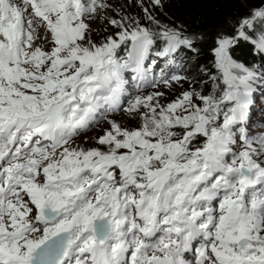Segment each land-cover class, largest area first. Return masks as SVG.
Instances as JSON below:
<instances>
[{"label":"snow or ice","instance_id":"1","mask_svg":"<svg viewBox=\"0 0 264 264\" xmlns=\"http://www.w3.org/2000/svg\"><path fill=\"white\" fill-rule=\"evenodd\" d=\"M129 3L148 26L102 15L107 0H0V264H264V132L246 126L264 65L232 51L244 40L264 54V0L217 32L206 95L172 70L204 34L158 20L163 0ZM97 19L118 31L93 42ZM152 55L168 70L155 75ZM126 69L190 88L124 106ZM117 111L137 126L107 120L96 146L73 145Z\"/></svg>","mask_w":264,"mask_h":264},{"label":"trees","instance_id":"2","mask_svg":"<svg viewBox=\"0 0 264 264\" xmlns=\"http://www.w3.org/2000/svg\"><path fill=\"white\" fill-rule=\"evenodd\" d=\"M260 0H164L163 9L158 11L157 18L170 26H183L188 32L203 33L205 39L197 43L198 52H190L191 63L196 69L192 87L201 94L213 91L214 82L209 75L219 76L213 67L212 47L217 32L223 30L231 33L236 23L252 7L258 6ZM231 20V23L228 21ZM233 58L249 65L257 66L261 55L252 53V45L244 40L237 41L232 49ZM205 71H201V69ZM216 83H219L217 81ZM204 137H198L194 144L202 145Z\"/></svg>","mask_w":264,"mask_h":264},{"label":"rangeland","instance_id":"3","mask_svg":"<svg viewBox=\"0 0 264 264\" xmlns=\"http://www.w3.org/2000/svg\"><path fill=\"white\" fill-rule=\"evenodd\" d=\"M164 1V0H163ZM109 4L112 5L111 10H106V12L102 13V15H107L115 19H120L119 16L116 15V9H119L121 12V15H131L135 16L140 20V23L144 26H148L149 21L144 19V13L143 11L134 6V4H130L129 0H107ZM145 4H147V0H145ZM152 11L153 15L157 18V13L159 9H150ZM158 19V18H157ZM159 20V19H158ZM91 26L94 29L91 38L93 42L100 43L105 37L109 35H113L118 30L115 29L112 25L108 24L107 21H104L101 23L99 19L91 21ZM175 25V24H171ZM189 64L192 65L189 70L183 73V75H187L191 78V86L193 84V80L196 76V69L194 68L191 61H189ZM190 84L187 81H182L180 84L173 83L172 86L166 87V86H159L158 88H154L151 91H148L144 94H141L140 96L148 95L154 91H161L165 93V96L161 98V103H168L174 100L177 96H179L184 90H189ZM256 102L258 99L255 100ZM107 120H115L118 123H120L122 126L127 127H136L137 122L136 121H130L127 117V115L123 112H121L118 115H110L104 120H101L98 125L91 126L87 131L79 133L73 140V145H79L84 148H90L96 146L95 144V137L102 134L103 130L108 127Z\"/></svg>","mask_w":264,"mask_h":264}]
</instances>
